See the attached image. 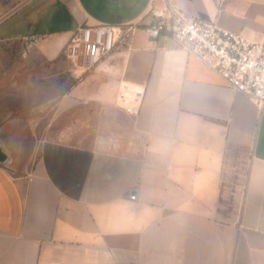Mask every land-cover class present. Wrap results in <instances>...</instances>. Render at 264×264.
<instances>
[{"label": "crops", "instance_id": "0c3cea01", "mask_svg": "<svg viewBox=\"0 0 264 264\" xmlns=\"http://www.w3.org/2000/svg\"><path fill=\"white\" fill-rule=\"evenodd\" d=\"M166 1L264 44V0ZM151 2L28 0L0 23L48 61L79 25H139L58 100L98 105L92 145L43 137L17 161L0 130V264H264V112L149 40ZM123 83L145 86L137 116L116 105Z\"/></svg>", "mask_w": 264, "mask_h": 264}, {"label": "built area", "instance_id": "2783aa9c", "mask_svg": "<svg viewBox=\"0 0 264 264\" xmlns=\"http://www.w3.org/2000/svg\"><path fill=\"white\" fill-rule=\"evenodd\" d=\"M160 3H157V2ZM145 24L149 40L166 36L216 72L234 91L251 100L258 112H264V44L241 32L223 28L214 22L184 14L166 0H152ZM138 24L113 25L98 23L79 25L71 33L65 47L73 76L81 78L94 69L118 44L129 47ZM145 86L121 84L116 105L130 116H137ZM130 193L129 198L135 199Z\"/></svg>", "mask_w": 264, "mask_h": 264}, {"label": "rangeland", "instance_id": "374dc122", "mask_svg": "<svg viewBox=\"0 0 264 264\" xmlns=\"http://www.w3.org/2000/svg\"><path fill=\"white\" fill-rule=\"evenodd\" d=\"M26 1L0 0V23ZM16 29L0 25V38H5L0 39V130L15 136L10 144L17 161L35 156L34 142L43 137L92 145L98 105L80 99L69 108L58 107L61 96L79 80L64 53L48 61L28 40L7 39Z\"/></svg>", "mask_w": 264, "mask_h": 264}, {"label": "water", "instance_id": "95a60500", "mask_svg": "<svg viewBox=\"0 0 264 264\" xmlns=\"http://www.w3.org/2000/svg\"><path fill=\"white\" fill-rule=\"evenodd\" d=\"M2 154H3V153H2ZM3 157H6V158H3V159L1 158V148H0V158H1L0 161H1V162L4 161L5 164H6L8 158H7V156H5L4 154H3Z\"/></svg>", "mask_w": 264, "mask_h": 264}, {"label": "trees", "instance_id": "16d2710c", "mask_svg": "<svg viewBox=\"0 0 264 264\" xmlns=\"http://www.w3.org/2000/svg\"><path fill=\"white\" fill-rule=\"evenodd\" d=\"M63 53H64V50H63ZM62 54V53H61ZM61 54L58 56V58L61 56ZM65 55V54H64Z\"/></svg>", "mask_w": 264, "mask_h": 264}]
</instances>
